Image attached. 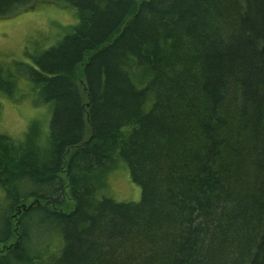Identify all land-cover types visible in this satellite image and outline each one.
Listing matches in <instances>:
<instances>
[{
    "label": "trees",
    "instance_id": "16d2710c",
    "mask_svg": "<svg viewBox=\"0 0 264 264\" xmlns=\"http://www.w3.org/2000/svg\"><path fill=\"white\" fill-rule=\"evenodd\" d=\"M45 7L74 24L17 64L52 115L0 134V264H264V0H0V20ZM123 167L137 203L106 191Z\"/></svg>",
    "mask_w": 264,
    "mask_h": 264
},
{
    "label": "rangeland",
    "instance_id": "374dc122",
    "mask_svg": "<svg viewBox=\"0 0 264 264\" xmlns=\"http://www.w3.org/2000/svg\"><path fill=\"white\" fill-rule=\"evenodd\" d=\"M73 24L70 12L54 7L0 20V66L15 76L13 94L3 93L0 97V134L22 141L32 130L42 138L48 133L52 106L42 101L36 83L18 76L17 64H32L33 58L62 41ZM126 172L123 167L111 173L106 191L116 202L137 203L140 191ZM5 205L0 189V216ZM72 207L67 201L64 210L70 211Z\"/></svg>",
    "mask_w": 264,
    "mask_h": 264
},
{
    "label": "water",
    "instance_id": "95a60500",
    "mask_svg": "<svg viewBox=\"0 0 264 264\" xmlns=\"http://www.w3.org/2000/svg\"><path fill=\"white\" fill-rule=\"evenodd\" d=\"M32 204H30L28 207H31ZM23 210L25 209V207L22 208Z\"/></svg>",
    "mask_w": 264,
    "mask_h": 264
}]
</instances>
